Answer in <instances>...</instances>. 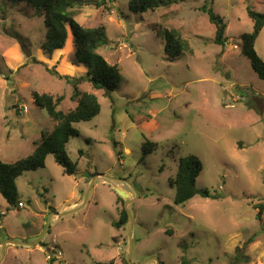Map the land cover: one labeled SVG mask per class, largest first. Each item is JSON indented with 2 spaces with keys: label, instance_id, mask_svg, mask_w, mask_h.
I'll use <instances>...</instances> for the list:
<instances>
[{
  "label": "rangeland",
  "instance_id": "1",
  "mask_svg": "<svg viewBox=\"0 0 264 264\" xmlns=\"http://www.w3.org/2000/svg\"><path fill=\"white\" fill-rule=\"evenodd\" d=\"M129 1L75 7L83 27L106 28L97 51L122 75L107 97L82 80L83 65L71 64V43L45 53L43 15L0 0L1 158L26 156L53 128L34 91L62 96L58 109L67 112L76 82L101 105L67 144L75 174L48 155L16 179L14 206L0 195V264H264V80L241 52V35L252 30L246 6L264 12V0H176L143 13ZM204 4L227 23L224 45L214 42ZM163 29L190 50L168 52ZM255 49L264 59V27ZM146 140L157 147L145 151ZM189 154L202 162L198 192L176 205L170 182ZM116 187L132 192L131 220L120 229L112 222L125 199Z\"/></svg>",
  "mask_w": 264,
  "mask_h": 264
},
{
  "label": "trees",
  "instance_id": "2",
  "mask_svg": "<svg viewBox=\"0 0 264 264\" xmlns=\"http://www.w3.org/2000/svg\"><path fill=\"white\" fill-rule=\"evenodd\" d=\"M23 2L34 8L44 16L46 27L43 49L46 54L52 55L55 51L63 49L71 43L73 56L72 65H83L86 68V80L96 89L104 90L105 96L111 97L122 81L120 68L117 64H110L97 51V47L107 42V33L104 25L97 27H83L75 19V7L82 5L86 0H15ZM176 0H130L128 8L134 13H143L154 10L160 6H169ZM201 9L207 13L209 21L215 26L214 42L219 45L226 43L227 23L224 18L216 14L212 7L204 4ZM247 14L252 21V30L241 35V52L250 60V63L259 76L264 80V59L261 58L255 43L264 27V12L255 10L251 5L246 6ZM162 34L167 41L166 50L173 51L174 55H180L189 49L188 43L174 29H163ZM171 49V50H169ZM71 99L76 101V106L67 112L58 109L62 96L53 97L47 93L33 92V98L38 107L44 109L53 122L50 131H43L39 140L34 141L33 150L26 156L15 161H4L0 156V195L10 204L15 205L17 199L16 179L25 171L37 170L45 166L48 155H53L64 173L73 175L76 173V162L68 155L67 144L72 137L80 134L76 124L90 121L101 110V105L95 94L80 92L73 84ZM156 148L157 143L146 140L143 149ZM202 170L201 160L193 155L181 157L177 164V170L170 184L175 189L173 202L176 205H184L196 194V181ZM117 199H122L117 196ZM258 207V206H257ZM256 217L260 218L262 205L259 206ZM129 220L127 210L122 207L119 210V218L112 225L120 229ZM49 251V249H48ZM53 261V258H49ZM95 264H113L109 262H96ZM125 264H128L127 262ZM180 264H185L181 261Z\"/></svg>",
  "mask_w": 264,
  "mask_h": 264
},
{
  "label": "water",
  "instance_id": "3",
  "mask_svg": "<svg viewBox=\"0 0 264 264\" xmlns=\"http://www.w3.org/2000/svg\"><path fill=\"white\" fill-rule=\"evenodd\" d=\"M102 175V174H101ZM108 177V176H106ZM113 179L116 178V180H121L120 177H111ZM127 182V181H126ZM116 190V193L123 199H125V202H124V207L125 209L127 208V204L131 201V196H132V192H129L128 190L124 189V188H121V187H116L115 188ZM198 192V191H196ZM200 193V192H199ZM203 193L204 195H206L205 192H201ZM128 214V217H129V220H131V215L129 212H127ZM8 242L12 243V244H24V242H19V241H15V240H11V239H7ZM28 245H31V244H28ZM132 246V245H131ZM130 255V254H129ZM130 257V256H129ZM129 257H128V261H129ZM151 259L155 260L157 262V264H160L159 262V259L157 257H152Z\"/></svg>",
  "mask_w": 264,
  "mask_h": 264
},
{
  "label": "built area",
  "instance_id": "4",
  "mask_svg": "<svg viewBox=\"0 0 264 264\" xmlns=\"http://www.w3.org/2000/svg\"><path fill=\"white\" fill-rule=\"evenodd\" d=\"M23 205V203L20 201V202H18V206H22Z\"/></svg>",
  "mask_w": 264,
  "mask_h": 264
},
{
  "label": "crops",
  "instance_id": "5",
  "mask_svg": "<svg viewBox=\"0 0 264 264\" xmlns=\"http://www.w3.org/2000/svg\"><path fill=\"white\" fill-rule=\"evenodd\" d=\"M6 242H7V240H6Z\"/></svg>",
  "mask_w": 264,
  "mask_h": 264
}]
</instances>
